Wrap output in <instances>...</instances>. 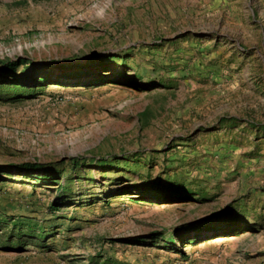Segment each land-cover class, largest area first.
Masks as SVG:
<instances>
[{
  "label": "rangeland",
  "instance_id": "1",
  "mask_svg": "<svg viewBox=\"0 0 264 264\" xmlns=\"http://www.w3.org/2000/svg\"><path fill=\"white\" fill-rule=\"evenodd\" d=\"M17 59L0 264H264V0H0Z\"/></svg>",
  "mask_w": 264,
  "mask_h": 264
},
{
  "label": "trees",
  "instance_id": "2",
  "mask_svg": "<svg viewBox=\"0 0 264 264\" xmlns=\"http://www.w3.org/2000/svg\"><path fill=\"white\" fill-rule=\"evenodd\" d=\"M0 74L7 75L0 76V100L5 101L16 100L19 98L20 91H33L34 88L44 87L48 82V78H50L42 70L27 66L24 59H17L16 61H8L0 64ZM27 84L33 86H27ZM21 167L30 170L36 169L34 164H23ZM6 224V221L0 220V226ZM11 230L14 237L18 239V244H22L23 238H33L34 224H31V222H14V224H11ZM38 239L42 240L43 238L38 237Z\"/></svg>",
  "mask_w": 264,
  "mask_h": 264
},
{
  "label": "bare ground",
  "instance_id": "3",
  "mask_svg": "<svg viewBox=\"0 0 264 264\" xmlns=\"http://www.w3.org/2000/svg\"><path fill=\"white\" fill-rule=\"evenodd\" d=\"M94 227V226H93Z\"/></svg>",
  "mask_w": 264,
  "mask_h": 264
}]
</instances>
